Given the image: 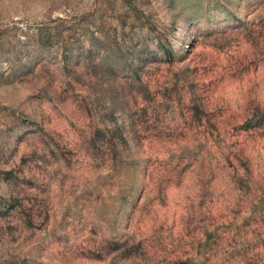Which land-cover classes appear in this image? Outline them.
<instances>
[{"label":"rangeland","instance_id":"374dc122","mask_svg":"<svg viewBox=\"0 0 264 264\" xmlns=\"http://www.w3.org/2000/svg\"><path fill=\"white\" fill-rule=\"evenodd\" d=\"M0 264H264V0H0Z\"/></svg>","mask_w":264,"mask_h":264}]
</instances>
